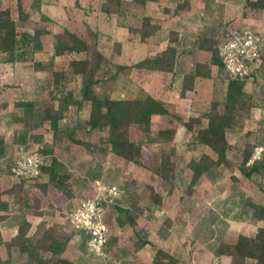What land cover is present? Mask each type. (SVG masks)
Masks as SVG:
<instances>
[{
	"label": "rangeland",
	"instance_id": "rangeland-1",
	"mask_svg": "<svg viewBox=\"0 0 264 264\" xmlns=\"http://www.w3.org/2000/svg\"><path fill=\"white\" fill-rule=\"evenodd\" d=\"M100 1L103 2V0H88L85 7H80V0H46L43 3L51 6L48 12L55 16V19L53 22H44L40 19L41 11L39 8L36 9L37 6H41L42 0H0V9L10 11L19 32L32 34L35 30L47 31L40 37L43 44L42 51L33 53L32 43L24 45L21 49L25 50L28 61L8 63L4 61L5 55L0 53V139L4 141L6 155L5 160L0 161V192L14 184H21L17 176L10 174L16 160L23 154L38 152L43 158L44 166L54 165L55 171L62 177L59 180L62 185L60 189L55 187V182L49 179V174L46 172L38 178L25 180L23 185L29 202L33 203L37 197L40 198L37 207H43L44 212L48 214L47 226L61 225L65 228L63 232H72L67 219L73 206L82 197L94 191L99 185H116L120 189V198L106 218L110 228L106 260L102 261L88 252L86 244L76 234L69 242L67 250V257L74 264H153L152 260L158 249L181 260L179 264H230L229 258L214 256L213 249L221 242L235 243L242 233L253 236L259 227L264 226V219L252 223L248 221L253 219V209H245V213L241 214L243 203L248 199L264 206V190L259 187L261 184L260 186L264 188V177L246 179L236 165L225 164L214 174L204 176L197 185L192 186L190 185L192 175L187 164L194 156L198 157L203 152L210 153V149L191 144L190 134L176 123L174 124L178 129L173 144L148 141V138L156 140L159 130L174 126L170 124L173 122V116H181L183 119L198 116L199 110H204L209 105L212 88L214 93L220 91L219 95L222 97L227 81L220 73V68L217 73L215 70L214 72L216 78H219L224 85L214 80V86L211 82L204 86L200 85L199 92L193 99L194 103L190 98L180 101L173 95L169 102L165 101L170 115L152 117L150 133L142 131L138 126L130 127V139L143 144L142 165L125 161L111 152L110 146L106 143L107 131L96 129L86 132L82 126L77 127L80 121L83 122L89 117L91 104L88 101H84L80 109L75 105L68 107L64 112L65 117L59 121L61 130L58 132L51 129L49 122L37 128L33 127L34 113L40 111L42 107L58 109L66 96L80 98L81 77L73 75L68 65L75 58H88L89 53L54 56L52 45L56 35L62 33L64 29H69L89 43L95 38L97 48L109 61L104 67L109 69V74L116 72L115 65L133 68L132 66L142 58L141 55L145 54L146 50L152 51L151 48L140 47L138 39L130 36L126 42H121V52H117L116 40H122L125 34L126 37L128 35L127 30H121L124 33L118 34L116 29L125 18L110 16L111 26L108 29L99 25L105 19L104 15L99 17L95 13ZM212 1L213 4L217 1L221 7L217 5L212 7L207 17L197 15L200 18L197 29L199 28L200 31L206 32V26H222V32L247 26L264 35V9H254L249 4L255 0ZM176 2L177 0H167L161 5L146 3L148 6L146 13L151 14L154 17H152L153 21L160 23L162 27L158 33V38H162L161 43H163L160 47L166 45L168 30L177 24V18L171 12L165 13L163 9L172 10ZM86 9L95 13L92 15L97 25L95 22H92L90 27L82 24ZM144 11L143 7L138 6L125 10L126 18L130 17L127 23L138 24ZM59 13H63L64 19L57 25L54 23L59 20ZM25 15L31 18H23ZM184 29L185 24L180 27L181 33ZM152 53H155V50ZM199 59L192 58L181 70L178 67V71L192 70ZM259 66L262 68L259 67L261 69L254 72L257 75V77L255 75L256 80L250 79L251 84L247 87L251 88L253 85L252 90L261 110L253 111V117L247 120L250 124L242 133L236 134L232 130L226 132L229 142L239 149H242L247 142L253 143L256 140L264 142L263 61ZM130 69L119 73L110 90L113 98H142L145 96L144 92L156 93L162 89V84L164 86L168 81L166 78L153 75L150 71L139 73ZM54 70L64 71L63 77L57 83L52 74ZM5 76L11 77L3 80ZM101 84L96 87L98 92H108L109 86L112 85L111 82L105 86ZM24 103L35 105L33 114L29 116L26 114L22 105ZM192 106L200 109L192 110ZM206 122L205 119L202 120V125H206ZM26 123L30 127L25 129ZM70 134L82 143L73 142L69 138ZM173 145L176 150V155L172 158L176 163L175 188L172 187L171 182L166 183L159 175L161 159L170 153ZM47 147L53 149L51 154H43L40 150ZM53 157L56 158V163H53ZM40 184L47 185L45 192L39 187ZM4 198L13 204L14 212H16L15 207L19 211V201L15 195ZM126 209L130 212H124ZM20 212L26 218L34 219V227L30 229V235H33L39 225L37 224L39 219L33 217V210H20ZM241 219H245V223L240 224ZM9 223L10 220L8 223L0 221V234L4 241L13 233L8 230ZM141 240L147 242L149 240V243L139 248L138 243ZM0 248L4 255L6 248L4 245H0Z\"/></svg>",
	"mask_w": 264,
	"mask_h": 264
},
{
	"label": "trees",
	"instance_id": "trees-1",
	"mask_svg": "<svg viewBox=\"0 0 264 264\" xmlns=\"http://www.w3.org/2000/svg\"><path fill=\"white\" fill-rule=\"evenodd\" d=\"M167 0H134L126 2L123 0H103L101 9L108 16L117 15L126 17L127 9L134 7H144L147 2H153L161 5ZM254 9H264V0H255L250 2ZM210 4H207V8ZM189 0H177L174 9L175 15H180L185 11H191ZM166 13L170 12L169 8H164ZM29 19V15L23 16ZM42 21H50V18L45 14L40 15ZM184 25V23H183ZM186 28V25H185ZM131 36L144 42L154 36L160 29V25L155 23L151 17L142 16L139 26L128 27ZM47 31L35 30L32 34L19 32L16 28V23L13 20L8 9H0V53L5 55V61L8 63L25 62L28 59L25 56V50H21L24 45L32 43L33 53L42 51L43 44L40 37ZM224 31L217 37L210 38L199 34L198 40L200 48L211 53V58L208 65L218 66L220 73L226 79V92L224 98H215L204 109L199 110L198 116H191L188 119H183L179 116H173V122L166 129L159 130L157 139L148 138L150 143L173 144L177 133L176 125L184 127L190 134L193 145H201L210 149V153L203 152L198 157H192L187 164L191 171L190 185H197L204 176H211L219 167L225 164H234L239 169L240 173L246 178L253 180L257 176L264 177V151L260 158L252 160L253 153L257 147H264L263 141L247 142L242 149L236 148L227 139L226 132L228 130L240 131L244 129L246 123L251 118V109L254 105L251 94L244 92L245 85L253 77L247 76L244 78L228 76L224 70L221 60L218 56V50L221 42L226 39ZM180 31L170 33L168 46L162 52L154 55L151 58H145L132 66L139 73L142 70H148L152 73L160 72L165 76L172 75V83H180V95L185 97L186 92L194 91L197 93V86L201 81H206L210 77V70L207 69V64H197L194 73H186L178 76L175 71V60L177 56V43L180 36ZM121 43L117 42V52H121ZM54 56H62L64 54H81L89 53L88 58L73 59L69 62L68 67L73 75L81 77V87L79 90L80 98L76 96H66L59 104V108L44 106L40 111L35 112V105L24 103V109L29 116L34 113V128L49 122L51 129L54 132L61 130L59 121L65 117L64 112L71 105H75L78 109L82 107L84 101L91 104L89 117L83 122H79L77 127H83L86 132L94 130H104L108 132L106 143L110 146V151L122 158L125 161L142 165L141 148L142 142L133 141L130 139V127L138 126L146 133L151 132V119L153 116L170 115L169 110L163 99L155 97L152 93L146 92L144 98L136 99H115L111 96L110 91L119 73L123 70L130 69L122 65H115L116 72L109 74V69L104 68L109 64L105 55L97 48L95 38L89 43L87 40L80 38L76 33L69 29H64L55 37L52 45ZM262 61H264V52L262 53ZM53 69L52 65L50 66ZM130 69V70H131ZM55 82L57 83L64 75V71L54 70L52 72ZM254 75V74H252ZM109 82L108 92H98L96 87L105 86ZM196 110V109H195ZM198 110V109H197ZM206 120V125H202V120ZM25 120V118H24ZM25 129L30 127L25 124ZM69 138L75 143H82L73 134ZM4 141L0 139V161L5 160ZM43 154H51L53 149H40ZM107 153V150H105ZM176 150L174 145L171 146V151L167 156L162 157L159 167V175L166 183H170L175 188L176 163L172 158L175 157ZM53 163H56V158H52ZM49 174V179L55 182L57 188H62L61 176L55 171L54 165L41 166V173ZM10 174L14 175L11 169ZM38 178V177H37ZM25 180L21 184H14L11 187L0 192V212H5L7 215H1L0 221L8 223L9 226L17 227V233L10 240H2L0 234V245H4L9 251L12 247L16 248L21 254L26 255V261L22 264H74L69 259L64 257L69 242L77 234L82 238L84 244L87 239L80 233L72 232L65 233V229L61 225L47 226L46 222L38 225L35 234L29 235L32 227L31 222L20 212V210H33L34 213L40 214L36 207L40 203V198H36L34 204L29 202L27 191L24 190ZM38 185V184H35ZM261 185V184H260ZM261 190H264L260 186ZM46 184H40L39 187L46 191ZM15 195L18 199L19 211H13V204L4 198V196ZM158 202H155V204ZM253 209V219L248 220L257 222L264 219V206H260L251 202L249 199L243 203L242 215L245 209ZM37 211V212H36ZM124 212L129 213L126 209ZM11 213V214H10ZM130 220L132 221L131 217ZM243 220V219H242ZM243 221H246L245 219ZM247 221V222H248ZM69 226V225H68ZM149 243L146 240H141L139 248L145 247ZM214 256L217 258L227 257L230 264H264V227H259L257 233L252 236L240 235L235 243L221 242L213 249ZM153 264H176L178 260L167 252L158 249L152 260ZM0 264H10L9 261H3L0 256Z\"/></svg>",
	"mask_w": 264,
	"mask_h": 264
},
{
	"label": "crops",
	"instance_id": "crops-1",
	"mask_svg": "<svg viewBox=\"0 0 264 264\" xmlns=\"http://www.w3.org/2000/svg\"><path fill=\"white\" fill-rule=\"evenodd\" d=\"M189 1H190L191 9H192L191 11H185V12H183L180 15H175L174 14V9L176 7V3H175V7L172 8V10H170V12L173 14V16L177 18V24H176V26L175 25L173 26L174 28L171 27L168 30L169 33H168V36H167L166 45L165 46L163 45L162 46L163 48L160 47L163 44V43H161L162 42V38H158V36H159L158 33L161 30V28H162L160 23H158L160 25V29L157 31V33L154 36H152L151 38L147 39L144 42L138 41V42H140V45H139L140 47H144V49L145 48L146 49L151 48L152 51L155 50V53H152V51L146 50V53L141 55L142 58L139 61H141V60H143L145 58H151L154 55L162 52L163 50H165L167 48V46H168V39H169L170 33L180 31V27H181V25L183 26V22H184V24L186 25V27H187L188 30H186V28H185L183 30V32L180 33V36H179V39H178V43H177V56H176V60H175V71L177 72L178 76H182L183 74H186V73H194L195 72V69H196V66L199 63L205 64V65L207 64V69L210 70V77L206 81H201L200 82V84L197 86V89H196L197 90V93H195L194 91H188V92H186L185 97H182L180 95V83L177 82V81L174 82V84L172 83V75L165 76V74L160 73V72L153 73V75L161 76L162 79H165V78L168 79V81H166V83H165L164 86L162 84V87H161L162 89H160L156 93H152L153 96L158 97L160 99H163L164 101L170 100V98L174 95L175 96V99H177V100L179 99L181 101L183 99L190 98L192 100V103H194L193 102V99L198 94V92H199V86L200 85L201 86L202 85L204 86L205 84H207V83L209 84V82H211V84L214 86L213 80L216 81L219 84L221 82L219 80V78H216V73H217L219 67L218 66H214V65H208L209 64L208 62H209V60L211 58V53L200 48V45L201 44L199 43L198 35L201 34V35H204V36H207V37H210V38H214V37H217L218 35L220 36V34L222 33L223 27L222 26L211 27V26H206L205 25L206 26V32H202V30L200 31L199 28L197 29V25L200 22V18H198L197 15H201L203 17H207V15H208V13L210 11L209 10V7L207 8V4L208 3L210 4V9L212 7H215L216 5L218 7H221V5H219L217 1H216V4H213V1L212 0H189ZM43 2H46V0H42L41 6H37L36 9L38 10V8H39V10L41 11L42 14H45L46 16H48L50 18V21H47V22H53V20L55 19V16H52L48 12V10H51V9H49V8H51V6H49L48 4L43 3ZM80 3L82 4V5L81 4L79 5L80 7H85L87 5V3H88V0H80ZM101 5H102V1H100L98 3V10H96L95 13H96V15H99V17H102L101 15H104L105 19H104V21L100 22L101 24H99V23L98 24L99 25H102V26H104L105 28L108 29L111 26V23H110V19L111 18L105 12L102 11ZM146 7H148V6H146V4H145V6L143 7V9H145V11H144V13H143L142 16H148V17H151L152 18L153 16H151V14H147L146 13V11H147L146 10ZM163 11H164V9H163ZM95 13L92 12V11H90V9H86L84 11V13H83L84 17L82 18V24H84L85 27H90V24L92 22H95V24L97 23L95 19L93 20V15L92 14H95ZM113 16L114 15H111V17H113ZM126 17H125L124 22L122 23L123 25L120 24L116 28L118 30V34H120V33L123 34L124 33V32H121V30H123V31L124 30L125 31L127 30L128 31L127 37H126V34H125V38L126 39L124 38L122 40H116V41H118L120 43L121 42L124 43V42H126L130 38L131 34L129 32V29H128L129 26H139L140 23H141V19H140L138 21V24H136V25L128 24L127 21L130 19V17H128V18H126ZM58 18H59V20L58 21L56 20V23H54V24L59 25L60 24V21H63V19H64L63 13H61V14L59 13V17ZM180 18H182V20ZM192 31H193V33H192ZM140 50H142V49L140 48ZM195 57L200 58V59L195 62V65L192 68V70H188V71H185V72L178 71V67L181 70L186 62H188L189 60H191L192 58H195ZM4 61H5V59H4ZM263 63H264V61H263ZM260 69H258V70H260ZM214 70L216 71V73L214 72ZM145 71L148 72V70H142L141 73H143ZM153 75H149V76H153ZM255 75L256 74H254V77L252 76L254 78V80H256L255 79ZM10 77L11 76H5L2 79L3 80L4 79H9ZM256 77H257V75H256ZM219 84H217V85H219ZM249 84H251V82H248L245 85L244 92H246L248 94H251L252 97H253L254 105L252 106V109H251V117H253V114H252L253 111L254 110H261V109L259 108V106H258L259 104L256 101L255 94L253 93V91H254V90H252V89H254V88H252L253 85L251 86V88H249V86L247 87V85H249ZM221 87H222V85H221ZM225 87H226V84H225ZM224 91L226 92V88H225V90H223V92L221 91L223 93L221 98H224V96H225V92ZM146 94L147 93L144 92V95L145 96H146ZM219 94H220V91H218L217 93H214L213 92V88H212V92H211L212 98L210 100L212 101L215 98H220L221 95H219ZM189 95H191V96L189 97ZM144 97H142V98H144ZM193 108L196 109V110L197 109H200L197 106H192V110H194ZM164 116H167V115H162V117H164ZM153 117H159V116L158 115H155ZM179 117H181V116H179ZM249 124H250V122H248V124L244 128H247ZM178 126L181 127L180 125H178ZM243 130L244 129H242L240 131H237V130H232V131L236 132V134H240V133H242ZM250 134H252V132H250ZM176 136L177 135H175V138H176ZM32 204H34V202ZM15 209L17 211V207H15ZM36 209H37V211L39 213L41 212L40 214H36V213H34L35 211H33V213H34V216L33 217L39 219V221L37 222V224L38 223L40 224L42 222H47L48 214L46 212H44V208L43 207L42 208L36 207ZM4 214L7 215V213H5V212H0V216L1 215H4ZM51 218H52V216H51ZM27 219H28L29 222H31L32 226L34 227V219H32L30 217H27ZM241 220L239 221L240 224L245 223L244 221H241ZM4 222H6V221H4ZM8 227H9L8 230L12 231L13 233L5 241L10 240L17 233V227H12V226H8ZM262 227H264V226H262ZM35 229H36V226H35ZM4 232H5V230H4ZM2 235H3V232H2ZM29 235H30V233H29ZM242 235L252 236V235H248V234H245V233H242ZM67 250H68V247H67ZM67 250L64 253V257H66L67 259H69L67 257ZM5 251H4V253H5L4 254L5 256H4L2 254V250L0 248V256H1V258H2L3 261H9L10 264H22V263H24L26 261V258H27L26 255L19 253L16 248H13L12 247L9 251L6 248ZM188 259H189V257H188ZM71 262H73V261H71ZM180 262H181V260H178V263H176V264H179Z\"/></svg>",
	"mask_w": 264,
	"mask_h": 264
},
{
	"label": "built area",
	"instance_id": "built-area-1",
	"mask_svg": "<svg viewBox=\"0 0 264 264\" xmlns=\"http://www.w3.org/2000/svg\"><path fill=\"white\" fill-rule=\"evenodd\" d=\"M226 39L221 42L218 56L224 72L231 77H252L262 63L264 35L247 26L226 30ZM264 147H257L252 160L260 158ZM43 158L38 152L20 156L13 173L21 181L39 177ZM120 198V189L116 185H99L94 191L82 197L72 208L67 224L76 233L87 239L88 252L102 261L107 258L110 228L107 216Z\"/></svg>",
	"mask_w": 264,
	"mask_h": 264
}]
</instances>
